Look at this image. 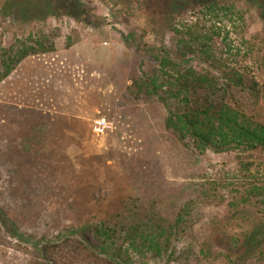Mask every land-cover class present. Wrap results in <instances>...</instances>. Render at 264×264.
Instances as JSON below:
<instances>
[{
  "label": "rangeland",
  "instance_id": "374dc122",
  "mask_svg": "<svg viewBox=\"0 0 264 264\" xmlns=\"http://www.w3.org/2000/svg\"><path fill=\"white\" fill-rule=\"evenodd\" d=\"M21 1L29 13L12 8ZM165 1L0 0V48L30 36L54 43L0 85V264H28V236L49 240L129 213L153 230L187 217L173 256L145 264H264V151L197 152L167 129L174 106L145 90L159 70L154 56L176 46ZM202 1L177 0L172 23L201 18ZM211 1L232 7L221 37L262 89L256 99L235 93L233 104L264 124V0ZM39 112L69 125L45 167L20 153Z\"/></svg>",
  "mask_w": 264,
  "mask_h": 264
},
{
  "label": "trees",
  "instance_id": "16d2710c",
  "mask_svg": "<svg viewBox=\"0 0 264 264\" xmlns=\"http://www.w3.org/2000/svg\"><path fill=\"white\" fill-rule=\"evenodd\" d=\"M165 3L161 12L171 13L167 14L164 27L176 46L174 51L165 49L154 56L159 70L144 86L148 95L157 97L164 105L174 106L176 111L166 119L167 129L181 141L189 140L199 153L264 151V124L233 104L235 93H247L256 99L262 89L251 70L232 64V51L221 37L220 17L229 14L232 7L211 0L196 4L200 15L204 19L209 17L214 24L208 28L202 17L182 26L173 24L171 14L183 8L178 7L177 0ZM12 8L27 14L32 6L21 1ZM48 8L45 5L44 9ZM151 26L159 27L154 19ZM52 51L54 43L48 38L35 40L31 36L8 48H0V85L25 59ZM35 116L37 123L20 140L23 149L20 153H26L30 165L45 167L53 159L50 145L63 139L69 125L64 117L42 112ZM40 158L43 162H38ZM120 217L124 218L83 224L49 240L26 237L28 264H138L137 259L141 261L139 264H145L143 260L147 258L170 259L175 250L172 245L181 234L180 227L187 221L186 214L180 213L170 229L153 230L150 223L143 224L137 219V213ZM142 225L148 231L137 229ZM87 231L94 234L93 239L85 236Z\"/></svg>",
  "mask_w": 264,
  "mask_h": 264
}]
</instances>
